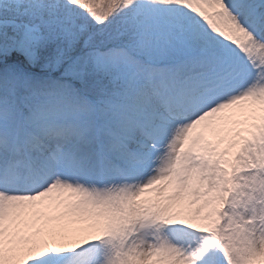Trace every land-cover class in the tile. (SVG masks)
I'll return each mask as SVG.
<instances>
[{
  "label": "snow or ice",
  "instance_id": "snow-or-ice-1",
  "mask_svg": "<svg viewBox=\"0 0 264 264\" xmlns=\"http://www.w3.org/2000/svg\"><path fill=\"white\" fill-rule=\"evenodd\" d=\"M0 264H264V0H0Z\"/></svg>",
  "mask_w": 264,
  "mask_h": 264
}]
</instances>
